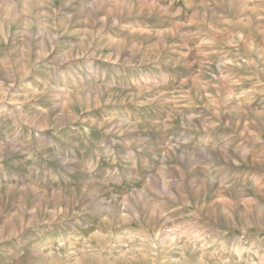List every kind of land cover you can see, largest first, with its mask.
<instances>
[{"label":"rangeland","instance_id":"obj_1","mask_svg":"<svg viewBox=\"0 0 264 264\" xmlns=\"http://www.w3.org/2000/svg\"><path fill=\"white\" fill-rule=\"evenodd\" d=\"M224 262L264 264V0H0V264Z\"/></svg>","mask_w":264,"mask_h":264},{"label":"bare ground","instance_id":"obj_2","mask_svg":"<svg viewBox=\"0 0 264 264\" xmlns=\"http://www.w3.org/2000/svg\"><path fill=\"white\" fill-rule=\"evenodd\" d=\"M201 263H208V260H205L204 258H200V260H199ZM222 264H230V263H226V262H224V263H222Z\"/></svg>","mask_w":264,"mask_h":264}]
</instances>
